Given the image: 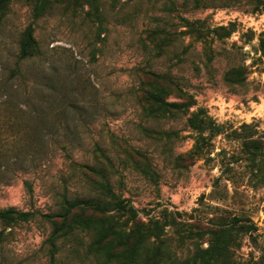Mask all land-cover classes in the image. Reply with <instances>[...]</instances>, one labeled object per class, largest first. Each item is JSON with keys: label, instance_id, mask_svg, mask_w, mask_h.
I'll use <instances>...</instances> for the list:
<instances>
[{"label": "rangeland", "instance_id": "1", "mask_svg": "<svg viewBox=\"0 0 264 264\" xmlns=\"http://www.w3.org/2000/svg\"><path fill=\"white\" fill-rule=\"evenodd\" d=\"M261 1H7L0 210L29 216L0 219V264H118L104 241L134 225L162 264H264ZM26 28L38 53L19 60ZM232 216L250 225L209 254Z\"/></svg>", "mask_w": 264, "mask_h": 264}, {"label": "trees", "instance_id": "2", "mask_svg": "<svg viewBox=\"0 0 264 264\" xmlns=\"http://www.w3.org/2000/svg\"><path fill=\"white\" fill-rule=\"evenodd\" d=\"M8 0H0V15L4 5ZM261 1V0H260ZM44 0H37L38 9L42 8ZM262 2V1H261ZM223 28V27H222ZM19 60L29 57L31 55H35L38 53L37 42L32 35V31L30 28H26L19 40ZM259 47L262 53L264 54V32L260 34L259 38ZM225 79L234 80L236 82H241L244 79L242 75V70L239 67H232L225 73ZM251 144H253L252 149H259L262 142L253 139L251 140ZM260 152V151H258ZM257 155L256 152L251 153V159L253 156ZM88 203V202H84ZM121 210L131 212L133 209L131 207L125 208L120 203H118ZM72 205H76L73 203ZM101 207L100 204H96V209ZM101 209V208H100ZM29 216L28 212H21L12 207L1 209L0 210V219L1 220H10L15 217L18 218H27ZM242 218L232 216L228 221H222L216 227L207 226L206 232L208 233L207 243L208 247L205 250L206 252H210L209 254H221L227 247L228 237L230 235L231 228L235 225L239 227H244L250 224H244L241 220ZM138 222V221H137ZM140 223V222H139ZM96 231L97 239L96 242H102L106 237L105 233V225H100ZM55 233V232H54ZM150 234H145L141 230H139L138 226L134 225L128 229L122 230L120 238H109L105 242L103 246V250H105V255L108 256L105 260H110L112 257V253L109 251L115 245H122L123 251L121 252V258H119L118 264H162V261L158 259V255L165 252V247H158L150 240ZM1 240V234H0ZM202 264H209L208 259L203 260ZM211 264V263H210ZM215 264V263H213Z\"/></svg>", "mask_w": 264, "mask_h": 264}]
</instances>
